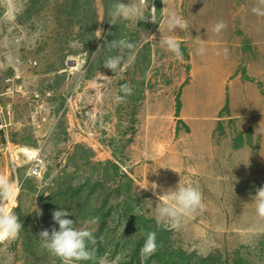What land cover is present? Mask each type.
Wrapping results in <instances>:
<instances>
[{
  "label": "rangeland",
  "instance_id": "rangeland-1",
  "mask_svg": "<svg viewBox=\"0 0 264 264\" xmlns=\"http://www.w3.org/2000/svg\"><path fill=\"white\" fill-rule=\"evenodd\" d=\"M71 1L0 0V104L11 144V153L0 154V176L14 193L0 204L23 224L17 238L0 241V264H62L39 239L41 230L59 229L52 212L60 208L72 212L69 219H97L95 264H264V232L257 231L264 221L252 199L264 187V111L251 104L244 116L246 90L233 79L228 90L218 88L212 74L223 75V45L199 40L222 41L230 29L214 26L223 18L228 26L230 3L253 13L259 0H148L147 20L115 24L117 0H95L98 29L88 34L78 18L67 22ZM172 15L187 27L170 31ZM162 36L175 38L181 58L161 47ZM251 39L238 47L240 70L264 63ZM113 40L133 48L106 46ZM111 57L120 58L115 70L105 67ZM220 93L231 120L218 115ZM36 164L40 177L30 175ZM69 180L81 193L51 197L57 181ZM180 183L196 187L204 206L174 228L157 213L158 203L170 201L157 197ZM146 226L161 233L151 255L141 253Z\"/></svg>",
  "mask_w": 264,
  "mask_h": 264
},
{
  "label": "clouds",
  "instance_id": "clouds-1",
  "mask_svg": "<svg viewBox=\"0 0 264 264\" xmlns=\"http://www.w3.org/2000/svg\"><path fill=\"white\" fill-rule=\"evenodd\" d=\"M261 5H264V0H259ZM149 9L148 0H139L133 2L130 0L128 4L117 0L110 11V24H115L120 19H138L140 21L147 20L149 16H145L144 9ZM156 9L153 7L150 13H155ZM256 15L264 16V8L254 7L252 9ZM154 22V20L152 19ZM168 27L170 31L176 28L181 30L187 27V23L181 18L172 15L168 20ZM226 28L223 21L218 22L214 26V31L219 33ZM161 47H166L177 58L182 57L179 43L174 37H163L160 39ZM106 46L117 47L126 46L133 48V45L125 41L106 42ZM104 47V46H102ZM205 49L203 47L198 49V54H203ZM120 63L119 57H111L106 60L105 67L110 70H115ZM124 91L131 94V88L124 86ZM13 185L6 181L3 176H0V201L10 200L13 197ZM170 203L157 204L158 218L171 222V226L178 228L182 216L191 214L203 208L202 193L194 186H181V183L174 189H169L164 195L158 196L157 201L164 199ZM253 203L256 205V213L260 221H264V187L258 188L256 194L252 197ZM72 212L60 208L52 212V219L55 225L59 226L49 229H43L39 233V239L42 246L46 248L49 253L58 257L62 264H79V262L93 261L95 264L96 255L94 245L97 243V238L92 228L98 221L96 218H89L82 222L78 220L69 219ZM23 224L19 217L7 210L0 204V241L5 239H15L19 236ZM257 231L264 232V224H261ZM156 234L148 233L144 247L141 249L142 255H151L156 251ZM99 264H106L104 258H100Z\"/></svg>",
  "mask_w": 264,
  "mask_h": 264
},
{
  "label": "crops",
  "instance_id": "crops-1",
  "mask_svg": "<svg viewBox=\"0 0 264 264\" xmlns=\"http://www.w3.org/2000/svg\"><path fill=\"white\" fill-rule=\"evenodd\" d=\"M229 1L232 2V0ZM224 3L225 2H223V4ZM239 6L236 4L235 6H232L230 3L229 5L230 9L229 10L225 9L226 14L229 17L228 20L229 24L226 27L227 29H230L231 34L228 33L223 34V40L222 41L220 40V42L216 40H206V39L203 40L199 38L198 39L201 41L200 43L203 45V47L205 46L217 47L223 45V52L226 53L225 57L227 58L223 61V75L217 76L216 74H212L214 76V80L218 82L217 85L218 88H221L222 91L225 88L226 90H228V86L230 85V83H232L231 79H233L234 82H236V84L239 83L238 85L241 86L242 88H245L246 90L245 93L242 92L243 96H245L248 99V102H246L245 104H248L249 106L251 104L258 105V108L257 107L256 108L261 112L264 111V96L262 90L259 89V87L261 86L260 83L262 84L264 80L262 74V72H264V63L249 62L250 65L248 64L246 68L244 66L242 67L243 70L242 69L240 70L239 67L240 60L238 61L239 58L238 47L243 46L244 39H247L249 34L251 35L252 38L251 40L253 41V44L258 45L260 54L264 55V16H260L252 13L249 7H247V5L246 6L242 5L244 7L242 6L239 7ZM259 6L261 7V4ZM237 7H238L237 10L234 11L232 10ZM255 7H258V3L255 5ZM224 15L225 12L223 10V17ZM231 15L233 17L232 20L230 19ZM223 22H224V18H223ZM257 64L259 66V70L257 69ZM234 69L235 72L240 71V74H235V78H232L234 74L232 72H234ZM242 71H244V73H242ZM243 80L245 82L244 84H243ZM228 81L230 82L228 83ZM255 85H257V89H255ZM233 86L235 87L236 85ZM235 91L240 95L239 91L237 90ZM218 97H221L222 99L219 104L220 109L218 110V115H221V113H223V107H224L222 106V101L225 100L226 102L227 97L223 96L222 98L221 93L219 94ZM228 107L230 110H232L231 105L228 104ZM252 107L253 106L249 107V112H244V116H248L249 113L252 112ZM229 109L226 117H228L229 120H231L233 117H231ZM215 110L217 111V109ZM239 152H243V151H239Z\"/></svg>",
  "mask_w": 264,
  "mask_h": 264
},
{
  "label": "trees",
  "instance_id": "trees-1",
  "mask_svg": "<svg viewBox=\"0 0 264 264\" xmlns=\"http://www.w3.org/2000/svg\"><path fill=\"white\" fill-rule=\"evenodd\" d=\"M33 5H35V3ZM95 10H96L95 0H83V1L82 0H72L71 4L69 2L66 4L65 9H64V12H65L64 14L66 15L67 22H68V18H72V17L78 18L77 24H79L80 29L83 28V24L85 25L88 24L89 25L88 28L84 26L82 30L83 33H87V31H91L88 33H95L98 29L97 28L98 27V23H97L98 17H97V12ZM78 16H81V17H78ZM82 20H84V23ZM89 22H91V24ZM180 107H181V102L179 98L178 99V109H177L178 114L180 111ZM225 111L227 112L226 114H228V103H226V105L223 108V112ZM177 117H179V115H177ZM179 122H183V121L180 120ZM115 169H117V167H115ZM74 185H75L74 182L71 180H69L67 184L62 183V181H57V186H56L57 190L54 191L56 187L50 188L51 194H52L51 197L58 199L61 193H71L72 195L77 196L79 193H81L80 192L81 187H74ZM140 222L144 224L145 226L146 221L144 218H140ZM146 228L149 230L148 233H155L157 239H159V237L161 238V233L159 232L158 228H155L152 226H146Z\"/></svg>",
  "mask_w": 264,
  "mask_h": 264
},
{
  "label": "built area",
  "instance_id": "built-area-1",
  "mask_svg": "<svg viewBox=\"0 0 264 264\" xmlns=\"http://www.w3.org/2000/svg\"><path fill=\"white\" fill-rule=\"evenodd\" d=\"M36 64V63H35ZM8 83H12V79H7ZM14 88H17V86H11L7 89V92H13ZM20 88V87H19ZM1 96V95H0ZM9 118L5 117L4 111L0 104V154L11 153V147H10V140L8 136V123ZM30 175L32 177H37L41 175V169L39 168V165L36 164L34 168L31 169Z\"/></svg>",
  "mask_w": 264,
  "mask_h": 264
}]
</instances>
